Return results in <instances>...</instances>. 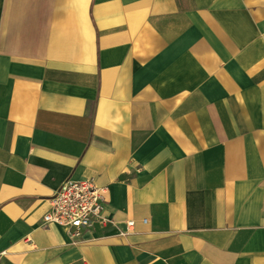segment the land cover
Returning <instances> with one entry per match:
<instances>
[{
	"label": "crops",
	"instance_id": "obj_1",
	"mask_svg": "<svg viewBox=\"0 0 264 264\" xmlns=\"http://www.w3.org/2000/svg\"><path fill=\"white\" fill-rule=\"evenodd\" d=\"M0 264H264V0H0Z\"/></svg>",
	"mask_w": 264,
	"mask_h": 264
},
{
	"label": "built area",
	"instance_id": "obj_2",
	"mask_svg": "<svg viewBox=\"0 0 264 264\" xmlns=\"http://www.w3.org/2000/svg\"><path fill=\"white\" fill-rule=\"evenodd\" d=\"M106 188L99 187L94 178L68 179L50 198L51 208L44 215V224L55 223L76 237L103 217ZM147 219H145V222ZM128 225H134L129 221Z\"/></svg>",
	"mask_w": 264,
	"mask_h": 264
}]
</instances>
